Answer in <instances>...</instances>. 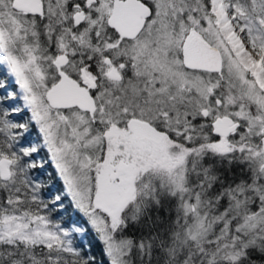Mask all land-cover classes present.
Segmentation results:
<instances>
[{"label":"snow or ice","instance_id":"1","mask_svg":"<svg viewBox=\"0 0 264 264\" xmlns=\"http://www.w3.org/2000/svg\"><path fill=\"white\" fill-rule=\"evenodd\" d=\"M0 264H264V0H0Z\"/></svg>","mask_w":264,"mask_h":264}]
</instances>
